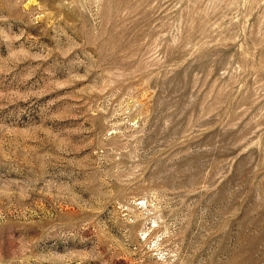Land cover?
Listing matches in <instances>:
<instances>
[{"label": "rangeland", "instance_id": "obj_1", "mask_svg": "<svg viewBox=\"0 0 264 264\" xmlns=\"http://www.w3.org/2000/svg\"><path fill=\"white\" fill-rule=\"evenodd\" d=\"M0 264H264V0H0Z\"/></svg>", "mask_w": 264, "mask_h": 264}]
</instances>
